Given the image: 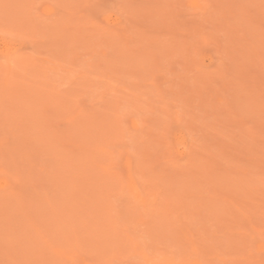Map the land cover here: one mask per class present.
Masks as SVG:
<instances>
[{"label": "rangeland", "instance_id": "rangeland-1", "mask_svg": "<svg viewBox=\"0 0 264 264\" xmlns=\"http://www.w3.org/2000/svg\"><path fill=\"white\" fill-rule=\"evenodd\" d=\"M0 264H264V0H0Z\"/></svg>", "mask_w": 264, "mask_h": 264}]
</instances>
